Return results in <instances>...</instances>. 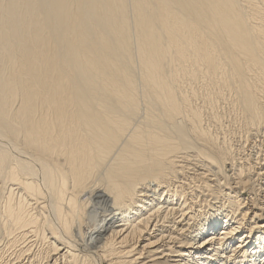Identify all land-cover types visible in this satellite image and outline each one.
Masks as SVG:
<instances>
[{
    "label": "bare ground",
    "instance_id": "obj_1",
    "mask_svg": "<svg viewBox=\"0 0 264 264\" xmlns=\"http://www.w3.org/2000/svg\"><path fill=\"white\" fill-rule=\"evenodd\" d=\"M0 264H264V0H0Z\"/></svg>",
    "mask_w": 264,
    "mask_h": 264
},
{
    "label": "rangeland",
    "instance_id": "obj_2",
    "mask_svg": "<svg viewBox=\"0 0 264 264\" xmlns=\"http://www.w3.org/2000/svg\"><path fill=\"white\" fill-rule=\"evenodd\" d=\"M85 197H86V196H85ZM95 208H96V204H95V202H94V200H93V201H91V203H90V206H89V209H88V213H89V214L94 213V212H95Z\"/></svg>",
    "mask_w": 264,
    "mask_h": 264
}]
</instances>
